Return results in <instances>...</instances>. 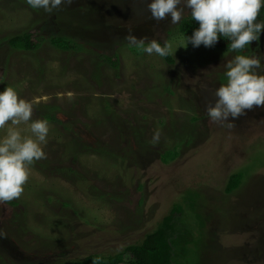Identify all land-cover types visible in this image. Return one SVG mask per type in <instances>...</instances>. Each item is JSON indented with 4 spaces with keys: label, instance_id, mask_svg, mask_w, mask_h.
<instances>
[{
    "label": "rangeland",
    "instance_id": "rangeland-1",
    "mask_svg": "<svg viewBox=\"0 0 264 264\" xmlns=\"http://www.w3.org/2000/svg\"><path fill=\"white\" fill-rule=\"evenodd\" d=\"M147 2L73 0L48 13L0 0V91L11 86L38 101L32 119L49 123L45 158L30 166L20 198L0 205V264L115 254L176 204L186 226L179 264H264V106L230 116L232 128L212 122L206 100L214 103L238 53L180 46L193 32L180 33L170 16L152 19ZM129 29L147 38L143 46L125 39ZM25 31L37 46L11 48L8 38ZM57 36L80 46L58 49L50 43ZM151 39L172 43L170 63L144 51ZM239 54L264 64V30ZM239 168L247 173L225 194Z\"/></svg>",
    "mask_w": 264,
    "mask_h": 264
},
{
    "label": "clouds",
    "instance_id": "clouds-1",
    "mask_svg": "<svg viewBox=\"0 0 264 264\" xmlns=\"http://www.w3.org/2000/svg\"><path fill=\"white\" fill-rule=\"evenodd\" d=\"M72 2L27 0L33 9L42 8L48 13ZM146 6L152 19L160 21L170 16L172 24L181 21L185 8L191 10L190 15L199 27L191 36L184 35L180 46L186 47L190 42L193 47L201 44L212 47L223 36L230 41V50L238 53L225 63L226 83H221L212 93L214 103L212 99L206 100V114L212 122L232 128L235 125L229 120L230 116L235 119L254 106H264V64L259 56L239 54L251 42L259 41L264 30V22H257L264 6L262 0H151ZM125 39L130 44L143 46L147 38L138 39L129 29ZM144 51L166 57L173 54V45L165 41L161 46L156 39H151ZM73 98V94L68 93V99ZM37 102L19 97L11 86L0 91V129H6L0 139V205L20 198L29 179L30 166L45 158L42 145L47 142L49 123L32 119L33 104ZM9 122L10 126L6 128ZM21 125H27V128H21ZM160 137L161 132L157 129L151 143L158 144Z\"/></svg>",
    "mask_w": 264,
    "mask_h": 264
},
{
    "label": "trees",
    "instance_id": "trees-1",
    "mask_svg": "<svg viewBox=\"0 0 264 264\" xmlns=\"http://www.w3.org/2000/svg\"><path fill=\"white\" fill-rule=\"evenodd\" d=\"M262 12L263 6L260 9L257 22L262 21ZM198 27V22L194 21L191 15L183 17L177 23V30L184 34L193 32ZM32 36V32L25 31L10 36L7 42L13 49L31 50L38 44V41L33 39ZM50 43L62 50L76 49L80 46L71 39L62 36L50 38ZM229 45L230 41L220 36L214 46L230 50ZM162 59L165 62H171L169 55L162 57ZM175 155L176 150H172L170 152H163L160 156L161 160L165 161L173 158ZM246 173L242 168L229 173L225 182L224 193H231L238 188ZM182 214L183 211L179 204L172 205L168 213L160 219L154 229L143 235L139 243L127 245L122 251L115 254L102 255L93 253L86 255L80 260L70 261L65 264H94V262L95 264H179L177 257L185 253L179 246L180 241L181 243L184 241V235L186 236V231L184 230L186 226L182 223Z\"/></svg>",
    "mask_w": 264,
    "mask_h": 264
}]
</instances>
